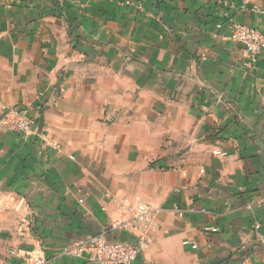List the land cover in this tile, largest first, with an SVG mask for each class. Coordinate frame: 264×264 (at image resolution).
<instances>
[{"label": "crops", "instance_id": "obj_1", "mask_svg": "<svg viewBox=\"0 0 264 264\" xmlns=\"http://www.w3.org/2000/svg\"><path fill=\"white\" fill-rule=\"evenodd\" d=\"M0 0V264H46L148 203L136 264H264V52L245 67L233 18L264 0ZM205 227H216L207 231ZM189 239L197 245H184Z\"/></svg>", "mask_w": 264, "mask_h": 264}, {"label": "built area", "instance_id": "obj_2", "mask_svg": "<svg viewBox=\"0 0 264 264\" xmlns=\"http://www.w3.org/2000/svg\"><path fill=\"white\" fill-rule=\"evenodd\" d=\"M121 6L143 10L141 0H116ZM226 25L230 38L242 43L244 48L243 65L251 67L259 61L260 55L264 52V31L258 27L251 26L240 20L233 18L227 19ZM34 121L16 108H5L0 117V127L16 131L23 134L32 133ZM131 209V218L127 221H118L114 227L127 230L136 237V242L127 240H112L106 233H100L85 239H80L70 246L63 248L62 254L68 257L86 259L97 264H136L137 258L146 245L153 239V233L159 229V224L155 219V214L148 203H139ZM207 231H217L216 227H205ZM184 245H197L185 239ZM10 254L20 255L21 264H46L47 258L44 255L10 250Z\"/></svg>", "mask_w": 264, "mask_h": 264}]
</instances>
